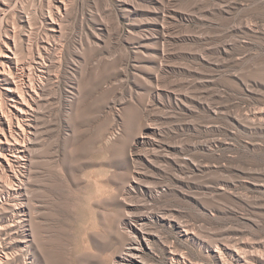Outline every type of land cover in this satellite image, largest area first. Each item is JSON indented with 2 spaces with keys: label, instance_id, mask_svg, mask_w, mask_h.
<instances>
[{
  "label": "rangeland",
  "instance_id": "rangeland-1",
  "mask_svg": "<svg viewBox=\"0 0 264 264\" xmlns=\"http://www.w3.org/2000/svg\"><path fill=\"white\" fill-rule=\"evenodd\" d=\"M13 78L0 264H264V0H0Z\"/></svg>",
  "mask_w": 264,
  "mask_h": 264
},
{
  "label": "bare ground",
  "instance_id": "bare-ground-1",
  "mask_svg": "<svg viewBox=\"0 0 264 264\" xmlns=\"http://www.w3.org/2000/svg\"><path fill=\"white\" fill-rule=\"evenodd\" d=\"M9 51H12L11 48H9ZM5 56L8 58V62L9 64L7 65V67L3 66V71L5 74H9V73H13V68L18 69L19 65L16 63L15 65L11 63V59L13 58L12 55L10 54V52H5L4 53ZM17 61V60H16ZM6 63V62H4ZM14 63V62H13ZM5 65V64H4ZM21 65V64H20ZM41 65V64H39ZM22 68V67H21ZM43 68V67H42ZM41 69V68H39ZM20 70V69H19ZM16 71V70H15ZM20 72V71H18ZM19 74V73H18ZM18 74H16L18 76ZM14 75V74H12ZM11 76V75H10ZM16 76V77H17ZM21 76V74H20ZM30 76V75H29ZM20 78V77H19ZM31 78V77H30ZM29 78V79H30ZM15 78H13L14 80ZM24 79V78H23ZM16 81V80H14ZM13 81V82H14ZM19 82H21L20 80H18ZM31 81V80H30ZM29 81V82H30ZM33 81V80H32ZM17 82V81H16ZM14 83L13 85H10L8 90L13 91V92H17V95H11L8 98V102L7 104L5 103L6 101H3L2 99L0 100V122L3 124H5L6 127V123L4 122V120H7V122L9 123V133L6 132V128L0 126L1 131H0V143L6 141L7 143H9V147L8 151H12L14 150L15 153L18 154H14L13 157H21L20 155L22 154V152L26 149V147L28 146V140L20 137L16 136L18 130L19 132L21 131L23 134H28L29 132V136H30V132L31 129H28L26 131V128L24 125H26L25 123H28V125L30 126L32 122V118H31V110L34 111V104L31 101V99L34 97L33 96V91L36 92V88L34 90L33 86H29V85H24L23 83ZM26 83V82H25ZM33 83V82H32ZM30 84V83H29ZM1 97V96H0ZM31 98V99H30ZM34 100V99H33ZM25 114V115H24ZM17 120V127L14 128V121ZM33 125V124H32ZM31 125V126H32ZM30 126V127H31ZM27 127V126H26ZM21 129V130H20ZM27 132V133H26ZM22 135V134H21ZM31 138V137H30ZM7 151V152H8ZM3 153V152H2ZM10 153V152H8ZM9 155V154H8ZM19 155V156H18ZM4 156V154H3ZM6 157V161H8V163L10 164V161H12V158H10L11 156H7V154H5ZM19 159V158H18ZM4 160V159H3ZM16 160V159H15ZM3 164V163H2ZM7 165V164H5ZM12 166V165H11ZM12 168V167H11ZM14 169V168H13ZM14 181V180H13ZM14 183V182H13ZM18 184V182H17ZM14 185V184H12ZM16 185V184H15ZM5 193V192H4ZM9 193V192H8ZM16 194V193H15ZM9 195V194H8ZM13 195V194H12ZM12 199V198H10ZM14 201V200H13ZM14 203V202H13ZM14 205V204H13ZM15 209V208H14ZM13 221V220H12ZM1 225V224H0ZM2 227V226H1ZM5 227V226H3ZM143 233V232H142ZM29 234V233H28ZM138 235V234H137ZM136 236V235H135ZM145 234L139 235V242H131L128 244V246H126V252L128 251L129 253H131V255H138L141 251V248L143 246L142 244V239L145 237ZM146 239V238H145ZM17 241V240H16ZM8 254V253H7ZM129 255V254H128ZM140 255V254H139ZM134 257V256H132ZM136 257V256H135ZM1 259V258H0ZM139 259V258H137ZM127 260V258L125 259ZM123 261V260H122ZM131 261V260H130ZM1 262V261H0ZM116 262V261H115ZM119 262V261H118ZM126 263V262H124ZM116 264V263H115ZM123 264V263H120Z\"/></svg>",
  "mask_w": 264,
  "mask_h": 264
}]
</instances>
